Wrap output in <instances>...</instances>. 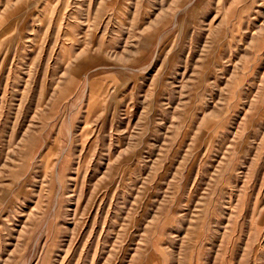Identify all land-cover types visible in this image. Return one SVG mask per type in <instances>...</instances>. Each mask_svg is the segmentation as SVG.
I'll use <instances>...</instances> for the list:
<instances>
[{
    "label": "rangeland",
    "instance_id": "rangeland-1",
    "mask_svg": "<svg viewBox=\"0 0 264 264\" xmlns=\"http://www.w3.org/2000/svg\"><path fill=\"white\" fill-rule=\"evenodd\" d=\"M0 264H264V0H0Z\"/></svg>",
    "mask_w": 264,
    "mask_h": 264
}]
</instances>
